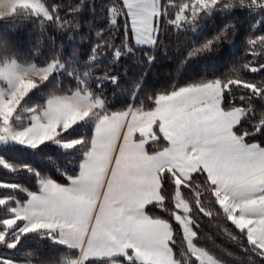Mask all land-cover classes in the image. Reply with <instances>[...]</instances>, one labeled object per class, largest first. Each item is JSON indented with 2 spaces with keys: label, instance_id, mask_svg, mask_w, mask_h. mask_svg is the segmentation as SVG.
Listing matches in <instances>:
<instances>
[{
  "label": "snow or ice",
  "instance_id": "obj_1",
  "mask_svg": "<svg viewBox=\"0 0 264 264\" xmlns=\"http://www.w3.org/2000/svg\"><path fill=\"white\" fill-rule=\"evenodd\" d=\"M0 171V264H264V0H0Z\"/></svg>",
  "mask_w": 264,
  "mask_h": 264
},
{
  "label": "trees",
  "instance_id": "obj_2",
  "mask_svg": "<svg viewBox=\"0 0 264 264\" xmlns=\"http://www.w3.org/2000/svg\"><path fill=\"white\" fill-rule=\"evenodd\" d=\"M4 175V173L2 171H0V176ZM209 231H211V229H208ZM205 235H207V233H205Z\"/></svg>",
  "mask_w": 264,
  "mask_h": 264
}]
</instances>
